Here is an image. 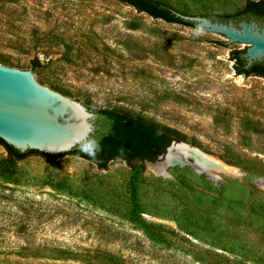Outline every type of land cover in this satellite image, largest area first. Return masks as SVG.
I'll use <instances>...</instances> for the list:
<instances>
[{
  "label": "rangeland",
  "instance_id": "1",
  "mask_svg": "<svg viewBox=\"0 0 264 264\" xmlns=\"http://www.w3.org/2000/svg\"><path fill=\"white\" fill-rule=\"evenodd\" d=\"M165 1L209 14L247 0ZM226 39L117 0H0V64L37 60L31 70L50 88L161 126L237 169L212 180L148 161L136 180L141 223L125 161L103 169L30 153L0 171V264H264V77L237 74Z\"/></svg>",
  "mask_w": 264,
  "mask_h": 264
},
{
  "label": "water",
  "instance_id": "2",
  "mask_svg": "<svg viewBox=\"0 0 264 264\" xmlns=\"http://www.w3.org/2000/svg\"><path fill=\"white\" fill-rule=\"evenodd\" d=\"M181 17L195 21L204 32L222 34L232 49L245 44L242 56L247 65L264 60V25L255 19L222 21L196 14ZM95 117V112L78 100L74 91L50 88L31 69L0 64V138L17 150L75 156L68 152L89 138L95 129ZM189 148L198 151L186 153ZM205 154L184 142L172 141L156 161L169 156L167 166L190 165L203 174L206 170L198 159Z\"/></svg>",
  "mask_w": 264,
  "mask_h": 264
},
{
  "label": "trees",
  "instance_id": "3",
  "mask_svg": "<svg viewBox=\"0 0 264 264\" xmlns=\"http://www.w3.org/2000/svg\"><path fill=\"white\" fill-rule=\"evenodd\" d=\"M133 6L137 11L145 12L154 18H160L166 22L184 24L190 27H197L195 21L185 20L181 14L188 13L165 0H117ZM196 15H206L212 19L222 21L241 19H255L264 22V0H247L243 7L232 13L209 14L197 13ZM244 49H232L231 59L234 61L233 67L237 74L258 75L264 77V60H256L247 65L242 56ZM37 60H32L31 69L38 67ZM95 112V129L89 138L74 147L68 153L75 154L90 160L99 168H107L109 162L123 160L130 167L132 173L129 180L131 216L135 220L144 223L138 210L137 184L138 174L143 170L146 161H156L163 155L167 146L172 142H179L167 129L153 124L140 117L133 116L119 111L111 106L90 107ZM0 144L6 150V156L0 159V171L12 174L15 171L16 161L23 159L29 153L37 152L42 154L47 160H54L60 154L43 153L34 149L24 152L17 150L0 138Z\"/></svg>",
  "mask_w": 264,
  "mask_h": 264
},
{
  "label": "bare ground",
  "instance_id": "4",
  "mask_svg": "<svg viewBox=\"0 0 264 264\" xmlns=\"http://www.w3.org/2000/svg\"><path fill=\"white\" fill-rule=\"evenodd\" d=\"M182 150V148H181ZM191 151H198L196 149H190L185 150L186 153H191ZM201 155V154H200ZM203 158V159H202ZM201 160L198 159V162L200 165L206 170L204 174L208 175L210 178L214 179L215 175L214 173L216 172H222L227 175H234L236 173V167L230 164H227L223 162L222 160L218 159L217 157L211 156V155H202ZM205 159V160H204ZM169 162V156L165 160L157 161L155 164L156 166L154 167L155 171L157 172H163V170L166 168L167 163ZM259 184L264 187V179L259 181Z\"/></svg>",
  "mask_w": 264,
  "mask_h": 264
},
{
  "label": "flooded vegetation",
  "instance_id": "5",
  "mask_svg": "<svg viewBox=\"0 0 264 264\" xmlns=\"http://www.w3.org/2000/svg\"><path fill=\"white\" fill-rule=\"evenodd\" d=\"M260 24L264 25V22H259Z\"/></svg>",
  "mask_w": 264,
  "mask_h": 264
}]
</instances>
